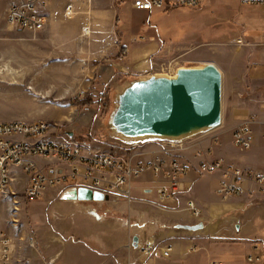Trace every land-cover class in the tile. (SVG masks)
I'll return each instance as SVG.
<instances>
[{"label": "rangeland", "instance_id": "rangeland-1", "mask_svg": "<svg viewBox=\"0 0 264 264\" xmlns=\"http://www.w3.org/2000/svg\"><path fill=\"white\" fill-rule=\"evenodd\" d=\"M117 1L123 3L120 13L123 43L131 48L154 42L158 45L156 52L149 57L150 67L146 71L149 76L168 75L167 72L174 76L179 68L207 63L215 65L221 73V125L179 143L189 147L186 150H191L198 142L204 148L212 146L216 156L224 157L233 166L264 159V10L258 6H240L237 0H206L197 9L166 6L162 10L142 12L132 10L128 5L130 0ZM114 2L57 1L54 13L62 20L54 27L53 35L47 34L45 26L37 33H30L9 26L5 20L6 25L0 28V123L44 122L49 126L47 137L53 142H85L91 151L116 158L138 156L135 157L139 159L137 163H140V158L148 161L159 151L168 149L169 142L164 141L125 144L110 138L104 125L111 107L109 98L103 108L96 105L80 107L76 102L71 103L88 96L90 98L87 99L92 98L93 101L98 99L99 88L92 84L89 73L94 66L105 63L111 53L109 51L115 48L112 24L117 10ZM75 20L78 22L79 39L73 42L66 40L64 25ZM60 23L63 26L59 27ZM106 35L112 37L110 42L104 38ZM124 80L126 78L118 79L110 94ZM243 124H248L251 131V149L256 154L255 158L232 145V132ZM186 150L173 153L188 161L184 155H190V152ZM36 163L43 170L48 165L68 169L62 162L44 158H36ZM192 170L197 178L205 176L212 179V176L199 174L194 167ZM27 182L25 173L17 169V186L15 182L11 185L16 196L8 195L0 201V232L7 235L12 243L11 264H63L59 259L62 243L76 244L79 239L71 229L65 230L68 225L65 223L67 227H64L62 221L67 218H62L61 210H55L53 203L63 199V192L66 194L71 190L52 186L38 198L28 199L24 195ZM193 192L192 189L187 194L183 193V197L191 198ZM132 193L134 196L131 188ZM70 201V207L79 205L72 208L71 216L82 212L81 202ZM241 201L233 199L231 202ZM120 202L122 204L114 208L103 203L100 206L94 203L93 206L97 207L99 215L100 211L109 210L112 219L116 215L124 218L125 204L133 203L134 198L131 202ZM132 221L126 220V223L134 225ZM93 222L95 225L98 223L96 220ZM256 227L261 230L264 223L260 221ZM88 228L95 236L100 232L91 224ZM118 230L119 237H122L125 229ZM133 230L125 233L131 232L132 235L135 233ZM93 241L86 242L90 248L95 244Z\"/></svg>", "mask_w": 264, "mask_h": 264}, {"label": "crops", "instance_id": "crops-1", "mask_svg": "<svg viewBox=\"0 0 264 264\" xmlns=\"http://www.w3.org/2000/svg\"><path fill=\"white\" fill-rule=\"evenodd\" d=\"M57 1L59 0H49L46 11L48 18L44 30H47L49 35L55 33L56 28L54 27L58 21L62 20L54 13ZM128 5L130 7V3ZM113 6L117 10L112 24L116 39L115 48L113 51H109L111 53L107 56L108 59L105 63L98 64L97 67L94 66L89 73L92 84H103L101 87L109 89H112L117 84L118 79L122 77L128 79L129 77L149 76L150 74L146 72L150 67L149 57L156 52L158 46L154 42L131 48L127 46L126 42L123 43L122 31L120 30L122 26L120 13L123 3L115 0ZM6 9L7 0H0V28L6 25ZM61 26L63 25L60 23L59 27ZM77 26V21L64 25L66 27V40L69 39L74 42L79 39ZM98 38L101 39L102 37L99 35ZM104 38L109 42L112 39L109 35L104 36ZM122 49L125 50L124 57H120ZM99 81L101 84L98 83ZM262 143L264 144L263 138ZM201 146L199 142L196 143L193 146L195 148H191L194 152L191 153L189 149L186 152H190V155H184V158H187L193 167L200 160L194 158L195 151L208 148L213 150L212 146L208 148ZM247 152L255 158L254 150L250 149ZM216 155L213 150L212 154L206 158L207 160L223 158L225 161L224 157ZM135 157L134 155L127 156L132 162L137 163L139 159H136L138 156ZM140 160L138 161L140 163L147 161L142 158ZM255 160L251 161L250 164L239 165L236 163L235 165L246 171L264 173V159ZM253 162L257 163L252 164ZM226 163L232 165L230 161ZM14 176V185L17 186V169L14 170ZM207 176H212V179H207L205 176L197 178L196 172L191 170L186 179L188 190L184 194L193 189V197L186 199L182 193L173 199L160 201L157 195L159 179L156 180L151 173H146L131 185L132 192H134V196L132 193L134 202L125 204L124 218L116 215L112 219L113 215L109 210L100 211L99 215L97 207L93 206L94 203H97L98 206L102 203L108 204L111 208L122 204L120 201L107 197L104 201L71 199L75 203L81 202L83 207L82 212L74 213L71 216L72 208L79 205L74 204L75 206L70 207L69 203L72 201L64 198L63 192L61 197L63 199L53 203L54 209L61 210L62 218H67L66 221H62L64 227L68 225L65 230L71 229L75 235L77 234L79 242L76 244L62 243L60 262L63 264H122L126 262L133 264H246V257L250 254H258L264 259V232L261 231L264 228L260 230L256 227L258 222L264 223V195L257 193L255 186L248 185L247 188L252 189L250 194L221 201L215 195L220 175ZM71 186L73 184L66 185L64 188H71L66 189L67 191L74 190ZM217 199L221 203H218ZM233 199L243 201L233 203L231 202ZM187 201L194 202L200 211L198 218H194L187 209ZM105 213H109V215H105ZM131 219L134 225L130 222L126 223V220ZM93 220L98 221V223L95 225ZM71 224H73L72 228ZM90 224L94 226V230H100L98 235L95 236L90 233L88 228ZM198 224L203 226L196 231L184 229L186 226ZM118 228L125 229L122 237H119ZM131 229H135L133 230L135 233L132 235H130L131 232L125 233ZM52 239H54L53 235ZM92 240L95 244L90 248L86 242L92 243ZM167 249H169L168 257L164 258L161 255ZM52 250H54L53 247Z\"/></svg>", "mask_w": 264, "mask_h": 264}, {"label": "built area", "instance_id": "built-area-1", "mask_svg": "<svg viewBox=\"0 0 264 264\" xmlns=\"http://www.w3.org/2000/svg\"><path fill=\"white\" fill-rule=\"evenodd\" d=\"M205 1L130 0V7L142 12L162 10L166 6L197 9ZM237 1L240 6H258L264 10V0ZM48 4L49 0H7V24L37 33L47 24ZM167 73L170 76V72ZM48 128L46 123L38 121L0 123V201L8 195L16 196L11 190L15 169H20L28 178L24 190L28 199L38 198L48 187L73 184L71 187L76 190L83 188L109 199L131 202L132 183L146 173H151L156 180L159 179L157 195L160 201L173 199L188 190L186 179L193 166L173 153L189 148L182 143L169 142L168 149L159 151L157 156L144 163H134L128 158H108L106 153L91 151L85 142H53L47 137ZM262 138L264 141V133ZM231 139L234 148L243 152L249 151L253 140L248 124L236 128L231 134ZM211 154V148L195 151L194 158L200 160L194 169L201 175H220L215 195L221 201L250 194L252 189H248V185L255 186L256 192L264 195L263 172H248L226 163L221 158L207 160L206 156ZM36 158L62 162L68 169L57 168L59 165H48L43 170L37 165ZM14 204L16 205L15 201ZM186 207L194 218L200 216L194 202L187 201ZM168 253L169 249L161 256L166 258ZM12 258V243L7 235L0 232V264H11ZM245 262L264 264V259L258 254H250Z\"/></svg>", "mask_w": 264, "mask_h": 264}, {"label": "water", "instance_id": "water-1", "mask_svg": "<svg viewBox=\"0 0 264 264\" xmlns=\"http://www.w3.org/2000/svg\"><path fill=\"white\" fill-rule=\"evenodd\" d=\"M221 79L220 71L210 63L179 68L174 76L128 78L109 96L111 107L104 124L107 134L114 140L132 144L180 142L214 130L221 125ZM64 198L107 199L83 188L69 191ZM202 226L184 229L196 231Z\"/></svg>", "mask_w": 264, "mask_h": 264}, {"label": "trees", "instance_id": "trees-1", "mask_svg": "<svg viewBox=\"0 0 264 264\" xmlns=\"http://www.w3.org/2000/svg\"><path fill=\"white\" fill-rule=\"evenodd\" d=\"M124 51H125L124 49L121 50L120 57H124ZM94 86L99 88L96 83L94 84ZM94 86H93V88H94ZM109 94H110V89L109 88L101 87V88H99L98 99L96 101H93L92 98L91 99H87V98H90V96H88L86 94L85 96H88V97H86V98L84 97L82 100H73V101H71V103L72 102H76L75 104L79 105L80 107L88 106V105L89 106L90 105H96V106H102V108H103V107H106L107 104H108Z\"/></svg>", "mask_w": 264, "mask_h": 264}, {"label": "bare ground", "instance_id": "bare-ground-1", "mask_svg": "<svg viewBox=\"0 0 264 264\" xmlns=\"http://www.w3.org/2000/svg\"><path fill=\"white\" fill-rule=\"evenodd\" d=\"M87 33V32H86ZM87 35V34H86ZM107 155V157L108 158H116V157H114V156H112V155H110V154H106Z\"/></svg>", "mask_w": 264, "mask_h": 264}]
</instances>
